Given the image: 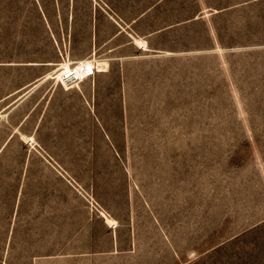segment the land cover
<instances>
[{"label":"rangeland","instance_id":"rangeland-1","mask_svg":"<svg viewBox=\"0 0 264 264\" xmlns=\"http://www.w3.org/2000/svg\"><path fill=\"white\" fill-rule=\"evenodd\" d=\"M96 2L127 58L1 159L0 264H264V0ZM68 6L0 0V59L78 37Z\"/></svg>","mask_w":264,"mask_h":264},{"label":"crops","instance_id":"crops-1","mask_svg":"<svg viewBox=\"0 0 264 264\" xmlns=\"http://www.w3.org/2000/svg\"><path fill=\"white\" fill-rule=\"evenodd\" d=\"M257 1L205 0L204 12L219 13ZM69 4L66 29L77 30L78 37L25 40L21 53L0 59V182L1 159L14 156L8 152L11 143H27L23 135L38 134L47 116L48 98L72 91L53 78L60 65L93 59L108 66L112 60L127 58V30L112 19L106 4L92 0H69Z\"/></svg>","mask_w":264,"mask_h":264},{"label":"built area","instance_id":"built-area-1","mask_svg":"<svg viewBox=\"0 0 264 264\" xmlns=\"http://www.w3.org/2000/svg\"><path fill=\"white\" fill-rule=\"evenodd\" d=\"M96 2V0H94ZM103 70L93 59L64 63L53 74L56 82L65 89L79 88L80 84L97 72Z\"/></svg>","mask_w":264,"mask_h":264}]
</instances>
